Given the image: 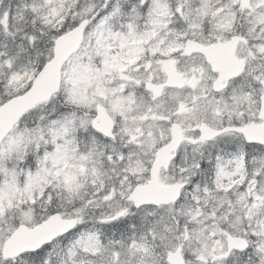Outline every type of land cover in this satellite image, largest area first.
<instances>
[{
	"label": "snow or ice",
	"instance_id": "snow-or-ice-1",
	"mask_svg": "<svg viewBox=\"0 0 264 264\" xmlns=\"http://www.w3.org/2000/svg\"><path fill=\"white\" fill-rule=\"evenodd\" d=\"M0 264H264V0H0Z\"/></svg>",
	"mask_w": 264,
	"mask_h": 264
}]
</instances>
